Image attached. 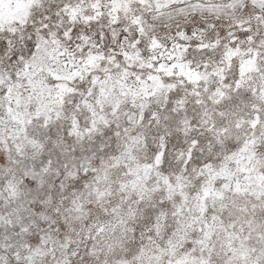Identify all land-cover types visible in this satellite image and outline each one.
Masks as SVG:
<instances>
[{
    "label": "snow or ice",
    "instance_id": "1",
    "mask_svg": "<svg viewBox=\"0 0 264 264\" xmlns=\"http://www.w3.org/2000/svg\"><path fill=\"white\" fill-rule=\"evenodd\" d=\"M0 264H264V0H0Z\"/></svg>",
    "mask_w": 264,
    "mask_h": 264
}]
</instances>
